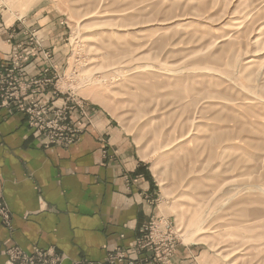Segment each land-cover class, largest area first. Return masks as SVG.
<instances>
[{"label":"rangeland","instance_id":"obj_1","mask_svg":"<svg viewBox=\"0 0 264 264\" xmlns=\"http://www.w3.org/2000/svg\"><path fill=\"white\" fill-rule=\"evenodd\" d=\"M0 9L27 28L14 54L44 62L28 79L23 68L24 91L49 79L34 97L66 113L43 118L81 138L95 105L133 136L157 184L155 216L174 228L175 264H264V0H0ZM33 24L53 30L48 46Z\"/></svg>","mask_w":264,"mask_h":264},{"label":"crops","instance_id":"obj_2","mask_svg":"<svg viewBox=\"0 0 264 264\" xmlns=\"http://www.w3.org/2000/svg\"><path fill=\"white\" fill-rule=\"evenodd\" d=\"M31 28L48 46L53 30ZM26 30L17 18L7 23L0 9V66ZM43 63L42 57L25 62L26 79ZM47 96L54 105L66 97L49 88ZM88 107L93 119L80 140L47 146L24 114L0 106V206L11 214L10 226L0 214L2 249L54 247L65 256L62 264L97 263L116 246H130L157 214V184L133 136L101 107ZM5 261L2 252L0 264Z\"/></svg>","mask_w":264,"mask_h":264},{"label":"built area","instance_id":"obj_3","mask_svg":"<svg viewBox=\"0 0 264 264\" xmlns=\"http://www.w3.org/2000/svg\"><path fill=\"white\" fill-rule=\"evenodd\" d=\"M22 60L23 56L19 55L18 51L17 54H12L4 66H0V106L25 113L35 133L47 131L48 138H43L46 140L47 146L52 144L69 145L80 140V129H75L74 133L70 135L67 130L71 129L67 125L58 127L52 124L53 120L43 118L48 111L52 112L57 109L55 114L60 116V120L65 121L66 113L53 105L41 104L34 97L36 89L38 90L37 86L47 85L50 82L49 79H32L29 87L33 85L36 89L30 94L24 91L25 87L21 82L24 68ZM62 116L63 118H61ZM55 122H58V119ZM0 214L3 217V222L10 226L9 209L0 206ZM176 243L174 228L170 220L165 216H154L142 226L140 234L130 246H116L109 251L104 261L89 262L88 264H175ZM2 252L6 256L4 264H62L65 257L54 247H36L32 252H28L16 245L2 249L0 244V253Z\"/></svg>","mask_w":264,"mask_h":264}]
</instances>
